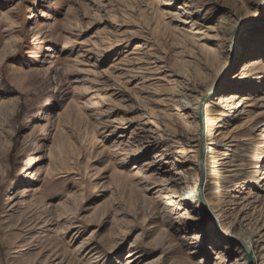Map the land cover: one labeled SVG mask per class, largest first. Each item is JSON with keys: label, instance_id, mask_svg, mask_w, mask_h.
<instances>
[{"label": "rangeland", "instance_id": "rangeland-1", "mask_svg": "<svg viewBox=\"0 0 264 264\" xmlns=\"http://www.w3.org/2000/svg\"><path fill=\"white\" fill-rule=\"evenodd\" d=\"M263 19L264 0H0V264H246L225 234L264 264Z\"/></svg>", "mask_w": 264, "mask_h": 264}, {"label": "bare ground", "instance_id": "bare-ground-1", "mask_svg": "<svg viewBox=\"0 0 264 264\" xmlns=\"http://www.w3.org/2000/svg\"><path fill=\"white\" fill-rule=\"evenodd\" d=\"M262 22H264V19L262 20ZM235 45H236V51L238 52L239 43L236 40H235ZM209 94H210V92H209ZM246 99H247L246 101H248V104H244L243 105V103L240 102V103L235 105V109H239L240 107H243L244 109L253 108L254 107L253 104H249V103H251L249 98H246ZM232 101H234V98L223 99V100L221 99V100H219L217 102L216 105H225V104H227L229 102L231 103ZM201 102L202 101H200V103H198V107L196 106L197 109L195 110L196 111L195 114H196V120H197L198 126L203 127V132L200 133L198 140H196V144L197 145L195 144L196 145L195 148H198L199 161H197L196 166H197L198 174L201 177L200 178V181H201L200 184H202V186H203V184L204 185L207 184V180H205L204 177H205V173L207 172V169H208V166H207L206 162H207V155L209 154V151H210V148L207 147V145H210V144H206V147L204 146L205 145V140H204L205 130H204V127H205L206 118H205V114L202 117H201V114H199L200 113L199 106L201 105ZM204 102H205V104H203L204 105V111H206V109H207V107H209V105H208L207 101H204ZM173 182L175 184H179L181 182V180L179 178H177V179H173ZM199 196L202 197V192L201 191L199 192ZM236 199H238V198H236ZM198 200H197V193L195 191L194 192H188L184 196L182 195V198H181V201L183 202V204L187 205V204H190L191 202H195V204L198 205L197 206L198 209H200L202 211H205V212H207L209 214L210 211L207 210L205 205L201 206V204H199ZM212 213L210 212V214H212ZM215 218L218 219L219 216H215ZM216 223H217V221H216ZM223 239H227L228 241H231V242H235V241L238 242V244L240 245V248L242 250V254L244 255L246 264H259V262H258V259H259L258 258V253H259V251L255 247L250 246V244L248 242L242 241V240L237 239L235 237H230V236H228L226 234L223 236Z\"/></svg>", "mask_w": 264, "mask_h": 264}]
</instances>
